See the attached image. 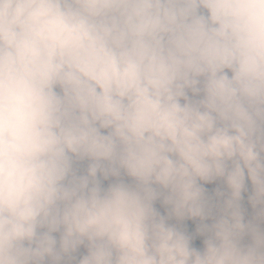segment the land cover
<instances>
[{"label":"clouds","instance_id":"1","mask_svg":"<svg viewBox=\"0 0 264 264\" xmlns=\"http://www.w3.org/2000/svg\"><path fill=\"white\" fill-rule=\"evenodd\" d=\"M0 264H264V0H0Z\"/></svg>","mask_w":264,"mask_h":264}]
</instances>
